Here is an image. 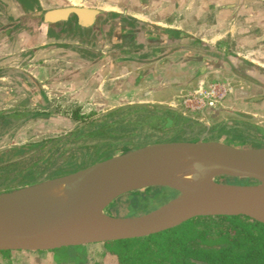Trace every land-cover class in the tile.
<instances>
[{
	"label": "crops",
	"instance_id": "crops-1",
	"mask_svg": "<svg viewBox=\"0 0 264 264\" xmlns=\"http://www.w3.org/2000/svg\"><path fill=\"white\" fill-rule=\"evenodd\" d=\"M64 1L71 6L97 9L102 15L95 16L92 26H82L87 29L86 34L79 26L74 30H66L63 25L56 33L48 34L34 32L32 35L33 31L27 29L22 32L23 36L19 34V37L13 38L20 42L11 41L10 38L6 43L8 54L18 56L19 62H24L26 66L20 68L14 62L10 67L1 69L2 72L0 70V110L13 107L15 96H20L25 102H36L39 101L36 96L48 92L58 96L66 94L73 108L81 109L80 115H84L83 109L87 106L88 110H117L137 103L157 109L178 110L181 106L180 97L186 92L208 83L232 81L234 76L246 78L242 71L247 66H242V61L260 68L264 74V6L257 5V2ZM98 18L100 20L96 23ZM92 27L94 32L90 33ZM46 43L57 45L45 47ZM80 44L81 47L77 46ZM50 48H55L53 51H65V54L50 56H54L55 64L60 63L54 74L47 69V62H34L30 58L36 55L45 58L47 52H51ZM75 48L84 57L78 54L69 58L64 56L71 55L73 52L68 49L74 51ZM96 51L100 53L96 54ZM22 52L23 56L20 55ZM31 52L33 56H30ZM92 54L93 57L90 56ZM63 59L67 63L64 67L61 66ZM12 95L13 100L10 99ZM36 111L34 114L29 111L26 114L9 112L12 113L9 116L0 112V127L13 117L33 114L49 118L52 115L45 109ZM211 111L206 109L201 112L204 117H197L202 126L194 127L196 137L221 140L225 136L245 144L247 137L236 134L233 131L236 126H229L225 119H219L225 112L259 118L256 126L249 127L264 136V91L259 88L251 85L248 89L236 88L222 101L221 107H216L215 111L206 115V112ZM165 123L166 126L170 124L167 121ZM156 126L158 123L153 128ZM257 138L264 141V137ZM112 257L106 254L104 264H119L116 257L114 260Z\"/></svg>",
	"mask_w": 264,
	"mask_h": 264
},
{
	"label": "water",
	"instance_id": "water-1",
	"mask_svg": "<svg viewBox=\"0 0 264 264\" xmlns=\"http://www.w3.org/2000/svg\"><path fill=\"white\" fill-rule=\"evenodd\" d=\"M99 13L66 5L46 10L43 21L66 22L72 15L88 27ZM133 107L147 106L124 109ZM156 187L176 195L148 212L116 214L122 195ZM199 216H245L264 224V145L202 136L123 145L81 169L0 191V251H52L142 238Z\"/></svg>",
	"mask_w": 264,
	"mask_h": 264
},
{
	"label": "rangeland",
	"instance_id": "rangeland-1",
	"mask_svg": "<svg viewBox=\"0 0 264 264\" xmlns=\"http://www.w3.org/2000/svg\"><path fill=\"white\" fill-rule=\"evenodd\" d=\"M13 1L14 0H0V36H2L3 40H5L3 41L0 39V48H2L0 49V70L10 67L11 64L14 62L18 63L20 68H24L26 66L24 62L21 63L19 62L20 59L18 58V56L15 57L11 54H8L9 50L8 48H6V43L8 42L7 40L8 38H11V41L18 40V39H13L14 37H12L13 35L11 34L12 33L11 26H13V24L16 21H18L21 16L22 17L24 16V13L22 14V12H20L21 10H18L16 5H14ZM25 1L30 2L31 0H25ZM37 2L42 10H48L62 4L63 5L69 4L64 0H38ZM256 4L259 6H264L263 3H256ZM34 5L35 4H33L32 7H34ZM98 15L100 16L102 14H98ZM26 18H30V17H26ZM22 22L23 24L33 23V22H28V20H26L25 18H22ZM23 27L27 28V26L20 24L19 26L15 27L13 31L15 32ZM33 34L34 33H32V35ZM95 36L96 38H98L97 34ZM81 44L77 46L81 47L82 46ZM49 45L53 46V45H57V43H46L45 47ZM54 49L55 48H50L49 51L51 52H47L45 58L37 55L35 57H30V58H32L34 62H41V63L47 62L46 63V66H48L47 69H50L49 71H52L53 72L52 74H54L55 69L58 66H60V63L55 64L54 56L52 57L50 56L65 52V51L64 52L53 51ZM68 50L73 52L71 53V55L70 53L69 55H64L67 56L68 58L70 56H75V55L77 56V54L79 55V57H84L80 52V50L77 48H75L74 51L70 49ZM95 53L99 54L100 52L96 51ZM22 54L23 52L20 55ZM96 54L94 55V57L96 56ZM33 55L34 54L31 52L30 56ZM90 56L93 57V54ZM45 59L47 61H45ZM65 65H67V63L66 60L63 59L61 66L64 67ZM231 80L232 81H223L221 83L231 87L232 92L235 91L234 88L248 89L250 87V83H248L245 78L243 79L240 76L239 78L234 76ZM36 98L39 99V101L25 102V100L21 99L20 96H15L14 99V96L12 95L10 99L16 100L15 104L12 101V104L14 106L9 107V109L7 110H0V112H5V114H7L8 116L12 114L9 112H20L26 114V111H29L30 113L34 114V112H37L36 110H41V109H45L46 110L45 112L52 113V115H50L49 118L44 116L37 117L34 116L33 114L32 115L27 114L21 116L20 118L13 117L11 118V121L10 120L8 121L7 123L8 125L6 124L2 128L0 127V191H8L23 185L33 184L41 180L66 174L75 169V167H72L69 161L72 160L73 158L72 155L77 157L79 156V154L77 155L76 154L77 152H75V148H77L76 146H80L82 144L84 145L88 144V146L92 147V144H94L95 142L97 144L98 142L102 141V140L85 141L82 140L81 138L78 140L74 139V137L72 136V132L76 128V125L79 123V121L83 118L78 117V119H76L74 117V109L76 108H73V105H71L73 103H71L70 97H68L66 94L58 96V95H52L51 92H48V94L41 93V95L39 97L36 96ZM87 107L86 109H83L85 110L84 115H81V116H85L86 117L85 119L88 118L93 119L95 117H98L100 113L112 111L107 108L101 110H91V109L88 110ZM240 112L243 111H241L240 109ZM211 113L212 112L209 113L206 112V115H210ZM204 116H202L201 113L199 116H195V117L197 118ZM127 118L132 120L135 118V116L133 114H130L126 116V119ZM219 119L222 120L225 119L229 126L231 125L236 126L233 129V131L236 134H242V137H247V141L244 145H248V146L264 145V143L261 142H259L256 145L254 139L248 138V137H252V136H248L251 134H255L254 136L256 137L257 140H259V138H257L258 136H260L261 138L264 137L262 133H260V131L254 132V128L249 127L252 125L256 126L255 124L258 122L259 118L256 119L255 117L249 114H244L242 116L239 114H231L225 112L224 114L221 115ZM233 120L237 122L236 125L234 124L235 121ZM242 122H244L245 125ZM222 127L225 128V125H222ZM126 129L127 128H121L120 129L121 131L119 132L125 131ZM116 132H118V130ZM124 133L126 132H123L122 134ZM182 135H179V138L174 137V139H189L188 136L184 137ZM221 138H222L221 140L223 139L226 140L225 142L227 143H231V144L238 143L236 140L230 139V137L226 138L225 136H222ZM167 140L170 139H164V140L162 139V141H167ZM22 146L25 147V149L27 150L23 151L17 149ZM98 157L103 158L105 156L100 154ZM13 162H15V164ZM248 181H249L248 179H242L240 183L245 184ZM164 196L165 195H156L155 198H152L149 202H147L146 206L149 207L154 206L153 208L158 207L159 205L164 203L163 200ZM116 208H114L116 214L122 216L135 215L137 213L144 211L143 206L141 207L139 206L138 210L135 212L132 210V207H127L125 209L120 208L118 212ZM85 250H86V256H85L84 264H104L106 254H109L106 253L103 244L101 245L100 243H96L94 245H90V244L85 245ZM114 257H112L113 260ZM52 259H53L52 252L46 253L45 255H35L34 253L32 254L28 253L24 256L14 255L13 258H11V260L9 259L10 260L9 263H7L8 262L7 258H3L0 256V264H53ZM67 264H77V263L68 262Z\"/></svg>",
	"mask_w": 264,
	"mask_h": 264
},
{
	"label": "trees",
	"instance_id": "trees-1",
	"mask_svg": "<svg viewBox=\"0 0 264 264\" xmlns=\"http://www.w3.org/2000/svg\"><path fill=\"white\" fill-rule=\"evenodd\" d=\"M33 2L36 0L25 3L26 6L32 7ZM135 110L151 112L146 108L133 107L113 112L109 117L114 115L122 121ZM156 111L161 112V117L155 112L151 118L161 120L164 112L160 109ZM242 123L245 125L244 122ZM185 126L188 129V138H193L197 135V132L193 131L194 127L202 126V124L188 117H175L170 127L167 126V130L181 131ZM252 139L256 145L259 142L264 143L257 140L255 136H252ZM17 149L27 150L23 146ZM73 165L74 170H77L82 164ZM239 181L240 179H233L232 182ZM163 190L166 189L156 187L150 193L143 194L139 191L127 193L118 198L115 208L117 207L118 212L120 208L132 207L135 212L139 206H143V212H148L154 206H146L147 202L156 195H160ZM167 191L164 202L176 195V192L172 190ZM103 246L106 253L117 258L119 264H264V224L245 216H199L156 234L142 238L109 241L103 243ZM51 252L55 264L68 262L84 264L85 262V246L62 247ZM12 253L13 251H0V255L4 257Z\"/></svg>",
	"mask_w": 264,
	"mask_h": 264
},
{
	"label": "flooded vegetation",
	"instance_id": "flooded-vegetation-1",
	"mask_svg": "<svg viewBox=\"0 0 264 264\" xmlns=\"http://www.w3.org/2000/svg\"><path fill=\"white\" fill-rule=\"evenodd\" d=\"M17 1V2H16ZM14 0L13 3L14 5H16V7L18 8V10H21L20 12H22V14L24 13V16L20 17V19L18 21H16L13 26H11V31H12V37H17L19 34L22 35V32H25L28 28V30L30 29L31 31L36 32V33H44L46 32V34L48 33H56L58 29H61L63 27V25L66 26V30H74L76 26H79L80 29L85 30L84 34H86V30L82 28V23L77 22L74 17L72 15H70V17L68 18V20L66 22H56V23H45L43 21V13L46 10H42L38 4V2H36L34 7H29L26 6V1L25 0ZM22 1V2H21ZM242 1H247V3L249 2H256L254 0H242ZM244 3V2H243ZM66 6V5H64ZM67 6H71V5H67ZM36 7V8H35ZM57 7H63L62 5H59ZM57 7H53V8H57ZM52 9V8H51ZM101 14V13H99ZM103 15H107V17L109 16L108 14H103ZM30 17V18H26V17ZM104 17V16H103ZM22 18H25L26 20H28V22H33L32 24H23L22 22ZM106 18V17H105ZM104 18V19H105ZM100 19L98 18V20H96V23L99 21ZM24 25L27 26L23 27L17 31H13V29L19 25ZM109 24V22H107V25ZM31 26V28H30ZM94 27H92V29H89L90 33L94 32ZM14 32V33H13ZM23 36V35H22ZM19 37V36H18ZM0 39L2 40V36H0ZM10 38H8L7 40H9ZM5 41V40H3ZM242 61V60H240ZM246 64V65H245ZM242 66H247L245 68H243L242 73L244 74V76L246 77V81L248 83H250L251 86L259 88L261 91H264V78H263V71L255 66H251L249 64H247L246 62L242 61L241 62ZM249 67V68H248ZM248 68V69H247ZM236 77V76H235ZM239 78V77H238ZM236 88H234L235 90ZM187 93V92H186ZM185 94V93H184ZM221 107V105H219ZM218 105L215 107H205L203 109H201L200 111L196 112V113H190L187 112L183 107L179 106L180 109L176 110L173 108H168L166 110L160 109L162 112H164V114H162V119L159 120L157 118H151L155 112L157 114H159V116L161 115V112H157L156 109L157 108H152L147 106L146 109H148V111L150 110L151 112H142L139 110H135L133 111L131 114H133L135 116L134 119H122V121H120V119L116 116H112L109 117L111 115V113L116 112V111H121L124 108L121 109H117V110H112V111H108V112H103L100 113V115L98 117L95 118H88L85 119V116H81L79 114L80 112V108H77L74 111V117L76 119H78V117H81L83 119H81L79 121V123L76 125V128L73 130L72 132V136L74 137V139L78 140V139H82L85 141H99L102 140L100 142H98L96 144V142L94 144H92V147L88 146V144L84 145H80V146H76L77 148H75V152H77L76 154L79 156H73L72 155V160L69 161V163H71V165H80L81 167L78 169H81L83 167H86L88 165H91L97 161H100L102 159L108 158L109 156L113 155L115 150L122 147L123 145H129L132 148H136V147H140L144 144L147 143H153V142H158V141H162V139H174L175 138H179V135H183L182 136H186L187 137V130L186 128H184L181 131H169L167 130V126H166V121L169 122L170 124L168 125V127H170L172 119L177 117V118H181V117H188L192 120L199 122V119H197L195 116H199L204 110L208 109V110H212L211 112L215 111L216 107H219ZM183 111V112H182ZM169 112V114H168ZM168 115L169 118H166V116ZM161 117V116H160ZM172 118V119H171ZM100 121H104L103 123H99ZM137 123V124H136ZM158 123V126H156L155 128H153L154 124ZM121 128H127L125 131L119 132L121 131ZM118 130V132H116ZM124 130V129H123ZM123 132H126L124 134H122ZM174 140H184V139H174ZM168 141V140H167ZM95 147V148H94ZM94 148V149H93ZM100 154L104 155L105 157L100 158L98 157ZM84 159V160H83ZM81 161V162H79ZM73 165V166H74ZM75 171V170H73ZM71 172V171H70ZM242 181V180H240ZM168 191L167 190H163L160 192V195H165ZM51 251H35L32 252L35 255H45L46 253H49ZM28 253H31L29 251H13V253L11 255H9L8 257H4L2 255H0L3 258H7L8 262L11 260V258H13L14 255H21L24 256ZM53 255V253H52ZM10 259V260H9ZM53 260V264H55L54 259Z\"/></svg>",
	"mask_w": 264,
	"mask_h": 264
},
{
	"label": "built area",
	"instance_id": "built-area-1",
	"mask_svg": "<svg viewBox=\"0 0 264 264\" xmlns=\"http://www.w3.org/2000/svg\"><path fill=\"white\" fill-rule=\"evenodd\" d=\"M231 93L232 88L220 82L201 85L198 89L183 94L180 104L187 112L196 113L205 107L221 105Z\"/></svg>",
	"mask_w": 264,
	"mask_h": 264
}]
</instances>
